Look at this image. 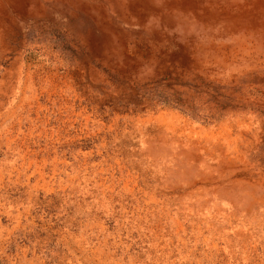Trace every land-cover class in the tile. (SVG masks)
<instances>
[{
  "label": "rangeland",
  "instance_id": "374dc122",
  "mask_svg": "<svg viewBox=\"0 0 264 264\" xmlns=\"http://www.w3.org/2000/svg\"><path fill=\"white\" fill-rule=\"evenodd\" d=\"M59 1L0 0V264H264V0Z\"/></svg>",
  "mask_w": 264,
  "mask_h": 264
},
{
  "label": "crops",
  "instance_id": "0c3cea01",
  "mask_svg": "<svg viewBox=\"0 0 264 264\" xmlns=\"http://www.w3.org/2000/svg\"><path fill=\"white\" fill-rule=\"evenodd\" d=\"M98 1V0H97ZM100 1H105V2H108V4L111 6V9L115 8L117 10V14H114V17H116L117 19H125V13L123 11H121V8L124 9L126 7H128L130 9L131 5L133 3H144V4H152L150 3L149 1L151 0H100ZM67 3H71L73 5H78V6H81V7H85L84 5V1L83 0H60L58 5H64ZM41 6V5H40ZM90 8V7H89ZM100 12H101V18H103V20H106V19H113L112 16H110L106 11H105V7L100 5L98 6ZM132 15H128L130 18L132 19H135V20H142L140 18H138V16H136L135 14H133L131 12Z\"/></svg>",
  "mask_w": 264,
  "mask_h": 264
}]
</instances>
